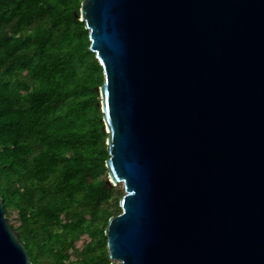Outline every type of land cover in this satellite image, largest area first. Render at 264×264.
Here are the masks:
<instances>
[{"label": "water", "instance_id": "water-1", "mask_svg": "<svg viewBox=\"0 0 264 264\" xmlns=\"http://www.w3.org/2000/svg\"><path fill=\"white\" fill-rule=\"evenodd\" d=\"M121 212L109 264H264V0H82ZM0 264H32L0 196Z\"/></svg>", "mask_w": 264, "mask_h": 264}, {"label": "trees", "instance_id": "trees-1", "mask_svg": "<svg viewBox=\"0 0 264 264\" xmlns=\"http://www.w3.org/2000/svg\"><path fill=\"white\" fill-rule=\"evenodd\" d=\"M82 0H0V196L32 264H109L103 67ZM11 220V219H10ZM87 235L82 246L77 241Z\"/></svg>", "mask_w": 264, "mask_h": 264}, {"label": "rangeland", "instance_id": "rangeland-1", "mask_svg": "<svg viewBox=\"0 0 264 264\" xmlns=\"http://www.w3.org/2000/svg\"><path fill=\"white\" fill-rule=\"evenodd\" d=\"M108 180H110L108 178V174H106L104 176V184L101 185L100 187H97L96 190H100L102 192V195L107 196L105 198V200L109 199L111 201L114 200L115 197L117 196H122V194H124V188H123V183L122 182H117V183H113V182H109V184L107 183ZM12 224L17 225L19 223V216L16 213V211H12L11 212V218H10ZM86 237H88L87 235H83L78 241H77V246H82V244L84 243Z\"/></svg>", "mask_w": 264, "mask_h": 264}]
</instances>
